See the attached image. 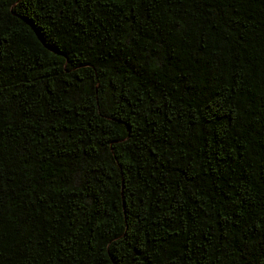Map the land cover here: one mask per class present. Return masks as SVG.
<instances>
[{"label": "trees", "instance_id": "obj_1", "mask_svg": "<svg viewBox=\"0 0 264 264\" xmlns=\"http://www.w3.org/2000/svg\"><path fill=\"white\" fill-rule=\"evenodd\" d=\"M0 264H264V0H0Z\"/></svg>", "mask_w": 264, "mask_h": 264}]
</instances>
